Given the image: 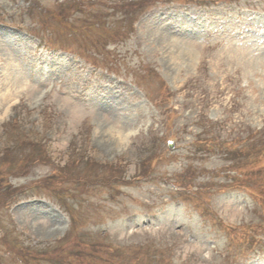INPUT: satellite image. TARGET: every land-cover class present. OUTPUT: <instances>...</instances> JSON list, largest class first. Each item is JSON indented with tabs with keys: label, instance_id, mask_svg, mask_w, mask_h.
<instances>
[{
	"label": "rangeland",
	"instance_id": "1",
	"mask_svg": "<svg viewBox=\"0 0 264 264\" xmlns=\"http://www.w3.org/2000/svg\"><path fill=\"white\" fill-rule=\"evenodd\" d=\"M263 142L264 0H0V264H264Z\"/></svg>",
	"mask_w": 264,
	"mask_h": 264
},
{
	"label": "trees",
	"instance_id": "2",
	"mask_svg": "<svg viewBox=\"0 0 264 264\" xmlns=\"http://www.w3.org/2000/svg\"><path fill=\"white\" fill-rule=\"evenodd\" d=\"M141 1H143V2H150L151 0H141ZM159 1H164L165 2V0H159ZM169 1H171V0H169ZM136 2H139V1H136ZM166 2H168V0H166ZM259 150H261L262 153H264V142L259 146Z\"/></svg>",
	"mask_w": 264,
	"mask_h": 264
},
{
	"label": "water",
	"instance_id": "3",
	"mask_svg": "<svg viewBox=\"0 0 264 264\" xmlns=\"http://www.w3.org/2000/svg\"><path fill=\"white\" fill-rule=\"evenodd\" d=\"M168 147H170V144H168Z\"/></svg>",
	"mask_w": 264,
	"mask_h": 264
}]
</instances>
